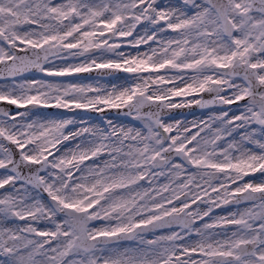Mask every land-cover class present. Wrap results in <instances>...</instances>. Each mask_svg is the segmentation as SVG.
Segmentation results:
<instances>
[{
  "label": "snow or ice",
  "instance_id": "1",
  "mask_svg": "<svg viewBox=\"0 0 264 264\" xmlns=\"http://www.w3.org/2000/svg\"><path fill=\"white\" fill-rule=\"evenodd\" d=\"M0 264H264V0H0Z\"/></svg>",
  "mask_w": 264,
  "mask_h": 264
}]
</instances>
